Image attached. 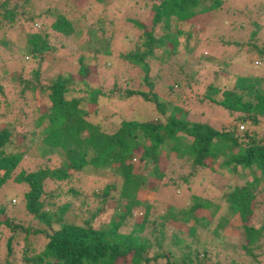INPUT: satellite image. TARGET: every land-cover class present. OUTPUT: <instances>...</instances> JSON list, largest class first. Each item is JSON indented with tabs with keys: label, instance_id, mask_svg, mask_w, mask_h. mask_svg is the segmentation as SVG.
I'll use <instances>...</instances> for the list:
<instances>
[{
	"label": "trees",
	"instance_id": "trees-1",
	"mask_svg": "<svg viewBox=\"0 0 264 264\" xmlns=\"http://www.w3.org/2000/svg\"><path fill=\"white\" fill-rule=\"evenodd\" d=\"M18 1H22V6L37 8L33 6V1ZM10 3L11 0H0V49L12 53V43L5 38L4 30L6 25L14 26L18 20L15 3ZM221 5L222 0H160L151 4L152 14L150 13L148 28L138 20L127 18L129 23L142 30L144 36H137L136 48L121 54L120 59L130 66L140 68L144 74V83L150 88L153 83L147 80L149 68L144 59L146 55L151 54L152 46L170 44L168 51H162L168 52V55L175 53L179 32L182 34L184 29L186 38H189L191 33L193 35V32L197 33L199 27L194 28L195 16L218 10ZM81 6L79 4L78 8L81 9ZM82 17L83 20L80 21L76 17L55 11L53 19L48 23L37 13L36 18L27 17V22L30 23L27 28L22 22L18 24L24 42L16 47V51L26 57L37 58L48 50L57 54L63 48L62 38L77 39L76 30L83 32L81 39L84 45L80 49L87 55H78L72 61L74 65L67 64V69L59 68L48 77L41 78L37 69H31L30 81H22L20 92L28 90L33 93L32 98L39 104L35 108L38 113L32 119V128L29 132L26 131L28 134L23 135L19 131L17 135L21 140L16 143L12 137L21 122L17 118L19 111H14L12 100H0L3 107L0 110V194L1 188L10 179L23 183L25 187L22 202L19 204L23 214L30 217L23 220L14 216L17 205L9 201L10 208L5 204L0 205V241L4 235L1 230H6L3 240V264H158V259L161 264H205L202 257H198V253L205 255L206 244L210 239L205 240L203 233L209 232L217 237L218 230L224 228L229 218L234 216L240 222L239 228L244 240L240 248L243 249L244 255L257 262L258 254L253 253L252 248L261 237L264 238V216L257 227L249 223V219L256 203L254 188L259 182L262 186L258 192L264 193V142L255 141L250 134L237 135L231 129L217 130L206 123L189 122L183 117H176L174 112L179 110L177 107H172L164 123L158 119L142 122L120 118L117 123L111 121L110 127L105 129L104 125L108 121L100 123V120L88 119L90 113L96 114L99 100L106 97L101 88L102 82L97 85L86 80V77L95 73L98 68L95 64L89 65V62L95 61L98 52L96 48L102 44L104 47L100 52L107 54V48L114 36L112 27L115 24L113 18L105 20V17H102V20H95L92 25L84 15ZM32 19L39 20L40 30L31 29ZM156 24L161 26L158 29L161 32H158L157 36L154 35L155 30L153 31ZM56 33L59 36L55 35ZM98 35L104 38L97 45ZM139 45H143L142 49H138ZM250 47L255 49L259 57H264V45L257 47L255 43H250ZM181 48L187 49L188 52L192 49L187 46V42L182 44ZM49 72L50 70L44 73L47 75ZM213 74L212 81L205 89H215L220 98L215 100L205 94V100L221 106L229 113L238 112L236 120L246 121L250 125L257 123L258 116H264V77L237 76L232 82L233 86L226 88L224 86H228V82L221 83L217 79V71ZM189 76L194 77L195 72H190ZM132 94H139L146 101L155 103L157 111L164 114V104L159 103L154 94L126 90L124 97ZM43 99L49 103L41 104ZM88 103L95 105L91 111L85 108ZM179 114L184 115L182 112ZM237 132L240 131L237 129ZM26 135L30 142L34 140L33 145H25L22 142L23 136ZM137 136H141V139H137ZM35 149H38L41 155H58L59 165L35 171L19 169L12 174L22 158ZM171 151L177 159H184L188 163V172L173 178L168 175L166 180V169L172 165L169 160ZM217 155L222 158L214 168L219 174L222 172L220 167H230L234 172L237 170L241 173L245 170L246 174H250V180H243L242 185L229 184L226 180L223 186L230 190L219 198V201L225 204L226 214L219 217L211 230L206 231L219 203H214L206 197L192 196V204L188 208L172 211L169 207L160 215L159 229L152 241L139 235L148 221L147 204H143L146 214H141L138 220H134L128 233L118 231L124 216L134 205L142 203L135 199L134 191L146 186L148 177L153 175L154 180H162V185L185 187L188 190V180L202 169L212 170L213 159ZM159 157L164 163V170L159 166ZM134 158L141 162L144 173H140L137 166L135 168L131 162ZM207 158L211 160L206 161ZM149 165L151 168L147 169ZM255 169L260 171V177L253 173ZM105 171L118 178L101 188V204L90 212L81 224L65 220L64 213L69 208L68 201L58 204L56 200L60 196L59 193L44 190L46 178L69 183L75 173L100 175ZM66 191L71 196L77 193L71 186ZM115 196L127 199L121 204L119 217L101 225L92 224V219L105 209L106 197ZM262 205L264 206V203ZM7 210L12 214L9 215ZM199 210H205L207 215H199ZM164 219L170 220L176 228L168 235L167 247L162 245L166 236L160 228ZM33 221L40 226L33 227ZM53 224L57 227L54 228ZM183 224L186 226L185 232L181 228ZM29 234L39 235V238L46 241L38 248L33 247ZM1 244L0 242V246ZM174 248L181 251L180 257L174 256Z\"/></svg>",
	"mask_w": 264,
	"mask_h": 264
},
{
	"label": "rangeland",
	"instance_id": "rangeland-1",
	"mask_svg": "<svg viewBox=\"0 0 264 264\" xmlns=\"http://www.w3.org/2000/svg\"><path fill=\"white\" fill-rule=\"evenodd\" d=\"M30 1H33V6L37 8L31 9L30 5L22 6V1L11 0L10 5L15 3L18 21L14 26L6 25L4 35L12 43L11 51L13 52L9 53L7 50L0 49V56H2L0 60V100L3 98L12 100V107H15L14 111L16 113L17 110L19 111L17 118L21 121V125L19 124L20 126L18 125L19 127L17 126L13 133L12 140L14 143L21 140L17 135L19 131L23 135L28 134V130L32 128V119L38 113L35 108L39 104L32 98L33 93L28 90L23 93L20 92L23 86L22 81H30L31 69H37L41 78L43 76L48 77L59 68L67 69V64L74 65L75 63L72 61L78 55H87L84 50L80 49L84 45L83 39H81L83 32H80V30H76L77 39L72 37L62 38L63 48L57 54L48 50L42 56L32 58L16 51V47L24 42L18 24L22 22L27 28L30 24L27 22V17L36 18L37 13L43 17V21L48 23L53 19L55 11H60L63 15L76 17L80 21L83 20L82 15H84L89 23L102 20V17H105V20L107 18H113L114 20L113 24L115 25L112 27L114 36L109 48L106 47L109 53L102 54V51L100 52L101 48L104 47L102 44L98 46L99 48H96L98 52L95 61L89 62V65L95 64L98 68L95 73L87 76L86 80L88 83L97 85L102 82L101 88L105 91L106 97L99 100L96 114L90 113L88 119H97L100 120V123L108 121L104 125L105 129L110 127L111 121L117 123L120 118L142 122L158 119L164 123L172 107H177L180 112L179 110L174 112L176 117H183L189 122L206 123L217 130L221 128L231 129L237 135L250 134L255 138V141L264 142V116H258L257 123L254 125H250L246 121H237L238 112L229 113L221 106L207 99L205 100L203 96L208 94L215 100L220 98V94L215 89H205L207 84L212 81L214 71H217V79L221 83L228 82V86H224L226 88L233 86L232 82L237 76L264 77V57H259L255 49L250 47V43H255L257 47L264 45V0H222V5L218 10H210L200 16H195L194 28L199 27L197 33L193 32V35L191 33L189 38H186L184 29L182 34L179 32L178 46L175 53L168 55V52L164 53L162 51L163 49L168 51L171 48L170 44L152 46L151 54L146 55L144 59L149 68L147 80L153 83L150 88L144 83L143 71L124 62L120 59V55L136 48V37L140 38L143 35L142 30L129 23L127 18L138 20L148 28L150 15L152 14L150 5L158 3L160 0H102L101 3L96 0ZM79 4L82 5L81 9L78 8ZM31 21H33L31 22V29L40 30L39 20L32 19ZM160 28V24L153 26L155 36L158 35V32H161V30H158ZM194 28L191 29L194 30ZM103 38L98 35L97 45L103 41ZM93 42L95 43V40ZM186 42L187 46L192 47L190 52L181 48L182 44ZM142 46L139 45L138 49H142ZM57 47L59 48V44ZM46 70H50L47 75L44 73L47 72ZM190 72H195V76L191 78L189 76ZM126 90L154 94L157 101L164 104V114L157 111L155 103L146 101L139 94L124 97ZM48 103V100L43 99L41 104ZM94 106L92 103L85 104L88 111H91ZM2 108V105H0V110ZM181 112L184 115L179 114ZM241 124L244 125L242 130L238 128ZM237 129L240 132H237ZM137 139L140 140L141 136H137ZM22 142L25 145H33L34 140L30 142L28 135H26L23 136ZM221 159L217 155L213 159L212 170L202 169L189 179L187 183L189 191L185 187L177 188L173 185H162V180H154L153 175L148 177L146 186L134 191L135 199L142 203L134 205L130 212L124 216L118 231L128 233L134 220H138L141 214H146L143 204H147L148 221L139 235L152 241L159 229L160 215L169 207L172 211L188 208L192 204V196L206 197L214 203H219L218 209L210 218L206 231L211 230L216 225L219 217L226 214L225 204L219 201L220 195H224L230 190L223 186L226 180L229 184L235 183L236 185H242L243 180H250V174H246L245 170V172L241 171L239 173L237 170L234 172L230 167H220L222 172L219 174L214 168L217 167ZM169 160L172 165L166 169V180L168 175L173 178V176H182L188 172V163L184 159H177L172 151L169 153ZM209 160L211 158H207L206 161ZM131 162L135 168L138 167L140 173L145 172L141 162L136 161L135 158ZM59 163L58 155L54 153L41 155V152L35 149L22 158L12 174H15L19 169L26 171L43 168L51 169L57 167ZM159 166L161 169L164 167L161 157H159ZM146 168L150 169L151 165ZM253 173L260 177L258 169L253 170ZM115 178L117 179L118 176L115 177L107 171L100 175L75 173L69 183L46 178L44 190L59 193L58 200L55 199L58 204L65 200L68 201L69 208L64 213L65 220L81 224L88 218V214L101 204V188L115 181ZM70 186L77 190L76 195L71 196L66 191ZM261 186L262 183L259 182L254 188L256 203L253 214L249 219V223L256 227L264 216V206L262 205L264 203V193L258 192ZM24 187L23 183H16L10 179L1 188L0 205L5 204L9 207L8 201L13 205H17V211L13 215L28 220L30 217L26 216L25 213L23 214L19 204V202H22ZM126 200L122 196L106 197L105 209L92 219V224L101 225L110 220H116L122 209L121 204L123 205ZM13 212L14 209H12ZM7 213L12 214L10 210H7ZM198 214L207 215L205 210H199ZM171 223L170 220L165 219L161 222L160 228L166 236L162 242L163 247L168 246V235L175 228ZM32 225L33 227L40 226L36 221H33ZM239 225L238 218L234 216V218H229L224 228L218 230L217 237L209 232L203 233L202 237H205L207 241L210 239V241L206 244L205 255L202 256V253H198V257H202L205 264H231V261H233V264H264V238L261 237L252 248V252L258 254L256 262L249 256L244 255L243 249L240 248L244 240ZM53 226L54 228L57 227L56 224H53ZM181 228L183 232L186 231L184 224ZM1 231L4 235L0 241L2 243L0 246V264H3L2 259L5 256L3 240L6 237V230L2 229ZM29 238L32 239V245L36 248L46 241V239L43 241L42 238H39V235L34 234H29ZM174 249V256L180 257L181 251ZM157 262L161 264V260L158 259Z\"/></svg>",
	"mask_w": 264,
	"mask_h": 264
},
{
	"label": "built area",
	"instance_id": "built-area-1",
	"mask_svg": "<svg viewBox=\"0 0 264 264\" xmlns=\"http://www.w3.org/2000/svg\"><path fill=\"white\" fill-rule=\"evenodd\" d=\"M238 128L241 130V129H243V128H244V125H242V124H241V125H239V127H238Z\"/></svg>",
	"mask_w": 264,
	"mask_h": 264
},
{
	"label": "crops",
	"instance_id": "crops-1",
	"mask_svg": "<svg viewBox=\"0 0 264 264\" xmlns=\"http://www.w3.org/2000/svg\"><path fill=\"white\" fill-rule=\"evenodd\" d=\"M151 6V5H150Z\"/></svg>",
	"mask_w": 264,
	"mask_h": 264
}]
</instances>
